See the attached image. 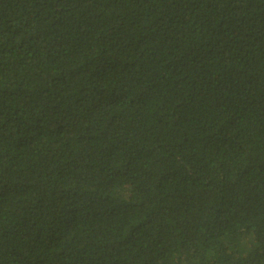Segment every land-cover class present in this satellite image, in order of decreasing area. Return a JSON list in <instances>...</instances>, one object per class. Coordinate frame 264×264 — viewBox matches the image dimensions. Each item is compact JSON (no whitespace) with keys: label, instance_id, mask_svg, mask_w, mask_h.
I'll use <instances>...</instances> for the list:
<instances>
[{"label":"trees","instance_id":"1","mask_svg":"<svg viewBox=\"0 0 264 264\" xmlns=\"http://www.w3.org/2000/svg\"><path fill=\"white\" fill-rule=\"evenodd\" d=\"M0 264H264V0H0Z\"/></svg>","mask_w":264,"mask_h":264}]
</instances>
